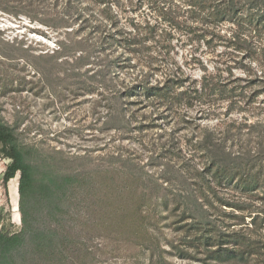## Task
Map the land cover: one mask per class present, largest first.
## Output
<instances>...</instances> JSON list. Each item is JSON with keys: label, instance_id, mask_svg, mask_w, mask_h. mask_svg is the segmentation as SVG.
Wrapping results in <instances>:
<instances>
[{"label": "rangeland", "instance_id": "374dc122", "mask_svg": "<svg viewBox=\"0 0 264 264\" xmlns=\"http://www.w3.org/2000/svg\"><path fill=\"white\" fill-rule=\"evenodd\" d=\"M187 1L112 0L113 30L139 41L119 50L121 60H125L117 68L119 87L148 71H154L155 81L167 68L176 69L188 79L187 84L200 89L206 75L211 83L230 75L245 77L244 63L258 71L264 69L262 57L254 58L257 48L259 55H264L260 53L264 29L256 28L253 12L245 10L236 20L219 21L209 15L210 7L196 10ZM62 11L57 0H0V118L14 125L22 141L36 145L41 155L55 164L70 168L86 162V168L91 169L97 163L107 165L114 160L116 165L156 178L162 175L163 163L168 159L163 152L165 145L182 149L181 155L195 154V162L202 167L203 158L191 150L188 138L199 133L202 126L223 128L232 120L250 118L249 112L227 113L226 102L208 94L194 100L193 107L179 111L132 97L124 104L130 122L115 119L110 123L115 105L110 102V88L98 82L97 76L92 78L100 68L97 56L101 55L93 54L83 66L71 59L74 56L57 55L62 41L72 43L74 50L67 49L66 53H74L80 48L77 41H86L89 48L99 34L60 26ZM54 18L58 27L41 20ZM52 54L56 57L49 60ZM67 58L70 61L65 63ZM44 67L51 73L41 72ZM213 105H218L216 112L206 113L205 107ZM234 149H239L238 145ZM82 155L88 159H79ZM8 163L0 155V209L5 210L4 220L20 229V196L12 194V187L19 186L20 174L6 184L3 174ZM231 192L239 194L234 189ZM81 197L85 199L83 206L73 207L78 200L75 198L73 217L65 224L67 254L71 256L68 264H259L254 257L248 261L210 257L209 247L197 241L194 232L179 228L185 221L174 224L169 212H164L167 218L159 223L155 222L157 218L148 223L153 237L148 239L145 231L147 238L134 221L126 219L128 211L102 212V193ZM252 201L258 207L263 205V199L255 195ZM37 210L38 206L31 204L33 217ZM232 213L229 207L226 213L214 209L212 217L223 231L244 229L246 234L264 241V222L256 227L247 215V223L239 224L237 218L227 215ZM101 218L109 220L107 225L96 224ZM47 220L43 215L39 223L45 225ZM24 264L52 263L30 258Z\"/></svg>", "mask_w": 264, "mask_h": 264}, {"label": "trees", "instance_id": "16d2710c", "mask_svg": "<svg viewBox=\"0 0 264 264\" xmlns=\"http://www.w3.org/2000/svg\"><path fill=\"white\" fill-rule=\"evenodd\" d=\"M57 1L63 7L58 17L62 20L60 26L99 34L98 40L89 48L86 41H77L80 48L76 51H81L80 54L76 51L66 53L67 49H74L72 43L62 41L57 55L74 56L71 59L79 66L88 64L93 54L101 55L97 56L100 68L92 78L97 76L98 82L107 83L110 88V102L115 104L111 109L110 123L115 119H123L126 124L130 122L124 104L132 97L152 100L165 110L179 111L193 107L194 100L208 94L226 102L227 113L235 110L249 112L250 118L244 117L240 122L232 120L223 128L202 126L199 133L188 138L191 150L203 158L202 167L195 162V154L181 155L182 149L165 145L163 152L168 159L163 163L162 175L156 178L116 165L114 160L107 165L97 163L91 169L86 168V162L81 163V167L70 168L55 164L41 155L36 145L22 141L14 125L0 118V155L9 160L3 179L8 184L20 174L18 188L22 214V226L15 229L14 223L6 222L2 217L4 208L0 209V264H24L30 258L68 264L71 256L67 254L65 224L73 217L72 208L83 206L85 199L81 196L92 197L101 193L105 196L102 212L128 211L126 219L134 221L138 231L143 235L145 231L148 239L153 238L148 223L156 218V223L166 219V211L173 215L174 224L185 221L179 228L194 232L197 241L209 247L210 257L222 261H248L254 257L258 258L259 264H264V241L246 234L244 229L223 231L216 217H212L214 209L226 213L229 207L233 213L227 215L237 218L239 224L247 223V215L252 218L249 223L256 227L264 222V69L258 71L244 63L245 77L230 75L211 83L206 75L200 89L187 84L188 79L176 69L167 68L162 78L155 81L154 71H148L135 77L132 83L122 82L123 87H119L117 68L119 62L125 61L121 60L119 50L139 41L136 37L129 39L121 30H113L112 0ZM187 2L196 10L204 11L210 7L209 15L219 21V18L236 20L245 10H250L256 15L253 21L256 28L264 29V0ZM41 20L58 27L53 23L55 18ZM261 32L264 34V30ZM261 52L264 54V45ZM255 55L254 58L262 57L264 65V55H259L258 48ZM55 57L49 55V60ZM69 61L67 58L65 63ZM49 69L44 67L41 72L51 73ZM217 107H205V112H216ZM235 145L239 149H234ZM78 158L87 160L88 156ZM112 180H117V184ZM232 189L239 194L233 195ZM253 195L263 199L261 207L253 203ZM75 198L78 200L73 206ZM31 204L38 206L36 217L30 212ZM43 215L48 219L45 225L39 223ZM188 219L191 220L186 221ZM108 221L101 218L96 224L107 225ZM227 243L233 246H225Z\"/></svg>", "mask_w": 264, "mask_h": 264}, {"label": "bare ground", "instance_id": "6f19581e", "mask_svg": "<svg viewBox=\"0 0 264 264\" xmlns=\"http://www.w3.org/2000/svg\"><path fill=\"white\" fill-rule=\"evenodd\" d=\"M12 194L14 197H19V188H17V186L12 187Z\"/></svg>", "mask_w": 264, "mask_h": 264}]
</instances>
